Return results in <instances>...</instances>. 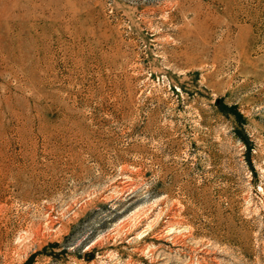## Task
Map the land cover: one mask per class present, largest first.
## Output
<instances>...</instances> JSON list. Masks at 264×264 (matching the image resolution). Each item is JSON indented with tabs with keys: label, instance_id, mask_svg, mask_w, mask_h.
Masks as SVG:
<instances>
[{
	"label": "rangeland",
	"instance_id": "rangeland-1",
	"mask_svg": "<svg viewBox=\"0 0 264 264\" xmlns=\"http://www.w3.org/2000/svg\"><path fill=\"white\" fill-rule=\"evenodd\" d=\"M0 264H264V0H0Z\"/></svg>",
	"mask_w": 264,
	"mask_h": 264
}]
</instances>
